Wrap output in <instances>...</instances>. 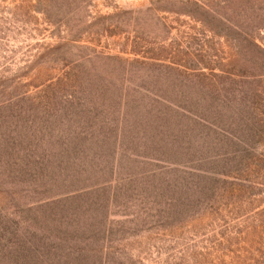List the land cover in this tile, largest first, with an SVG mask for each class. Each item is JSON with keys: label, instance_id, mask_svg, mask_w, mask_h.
<instances>
[{"label": "rangeland", "instance_id": "obj_1", "mask_svg": "<svg viewBox=\"0 0 264 264\" xmlns=\"http://www.w3.org/2000/svg\"><path fill=\"white\" fill-rule=\"evenodd\" d=\"M240 156L264 0H0V264H264Z\"/></svg>", "mask_w": 264, "mask_h": 264}, {"label": "trees", "instance_id": "obj_2", "mask_svg": "<svg viewBox=\"0 0 264 264\" xmlns=\"http://www.w3.org/2000/svg\"><path fill=\"white\" fill-rule=\"evenodd\" d=\"M251 128L250 130H254V132H257L258 130V127L257 125H254V124H251ZM245 153L246 150H245ZM235 159V158H234ZM233 159L232 158H226L224 159V162L225 163H229L231 162ZM262 161H264L263 159V156H259V158H252L251 157H248V156H240V159H238V165H240V169H248V170H251L253 167L255 168V170H258L259 169V165H261Z\"/></svg>", "mask_w": 264, "mask_h": 264}]
</instances>
